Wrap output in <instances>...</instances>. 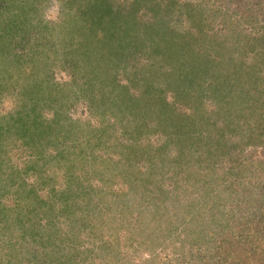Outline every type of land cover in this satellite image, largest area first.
<instances>
[{
    "label": "trees",
    "instance_id": "16d2710c",
    "mask_svg": "<svg viewBox=\"0 0 264 264\" xmlns=\"http://www.w3.org/2000/svg\"><path fill=\"white\" fill-rule=\"evenodd\" d=\"M58 1L59 0H57V2ZM175 1L176 0H174L173 5L176 6V9H180L181 6ZM249 1L246 7H239V4H237L235 5V9H231L234 11L232 12L234 15H238V18H236L234 22V26L231 27L233 32L238 36L231 37L233 39L227 44L226 48L229 49L230 54L224 61L222 60V49L217 46L219 43L213 41L216 39H213L211 36L213 34H210L209 30L206 28L208 22L199 20L200 26H202L201 33L205 38L208 36L209 41L202 39V42L198 43L196 40H193L190 44H186V50L182 55L183 60H185L186 68L191 69L192 66L202 63L205 64L204 66L207 67V69H209V64L214 68L219 65L224 67V65L231 64L235 75L238 77L244 76L246 78L247 75L254 79H259L261 77V70H258L254 64L258 63L262 66L260 61L264 60V14L260 11L261 5L264 4V0ZM59 3L60 21L51 24L40 17L38 11L40 9L39 7L38 9L35 4H33L29 9L26 6L27 2L23 0L21 6L19 5L16 7V5H14L12 7V13L7 11H2V13H0L1 73L16 75L19 67H26L33 64L35 68L32 72L23 70L25 80L29 86H34L36 90H38L40 84H43V86L48 89H54L55 87L56 90V88H59L64 98L71 102V97L73 98L75 96H69L70 90L75 92L73 87H71V83L57 84L58 86L54 85L50 81V75L47 74L44 69L47 65V62L44 61V59H47L45 55H50L49 51H51L52 47H57L59 44L62 46L65 36H75L78 49L76 48L77 50H74L73 48L72 52H68L69 58H67L68 61L64 62V64L66 66H71V72L75 74L74 71H77L80 75L81 73L87 75V72H89L87 69L80 66V63L88 64L90 56L92 55L91 53L97 52L101 47L100 44H95V39L92 40V36H87V32L97 34L96 32L99 29L105 31V36L113 43V45H110L109 50L115 54L114 58L116 61H119V59L123 60L131 54L133 56L140 52L148 55L147 53L150 51L153 53L157 51L158 53L160 50L157 43H154L157 47L153 46V48H150L149 46L152 45L148 43L149 40H151V36L154 37V35L158 33L159 26L164 27L165 25L159 24V26L156 27L160 21L155 18L153 15L154 12L152 14L153 7L149 4L147 5V0H122L119 2L115 0H63L59 1ZM256 3L259 6H256L255 9L249 8V6H254ZM158 5L159 11H162V8L166 10L170 7L168 4L164 5L157 3L156 6ZM197 6H199V4H196V7ZM206 8V10H208V7ZM124 9H126V11ZM140 10H143V18L136 17V13ZM206 10L202 13L204 20L210 16L207 14ZM70 15H72L74 19L78 18L77 20H80V22L73 21L74 25H72V20L67 18ZM215 17L213 16L210 18L215 19ZM223 23V29L221 28L220 32L214 33L217 37L218 35L221 36L232 31L228 21ZM246 23H253L257 31L254 34L245 33V29L243 28ZM256 23H259V25H256ZM36 29L37 36L30 37L29 35H32L30 31ZM44 32L52 37H54V34L60 36V39L50 38V36H38L42 35ZM257 33L262 34L261 36H256L258 35ZM16 39L18 41H15ZM82 41H85V44ZM244 43L247 45L251 43L252 48L249 49V52L254 54L251 57L246 56L244 51L238 52L240 48L237 46L240 44V46L243 47L242 44ZM253 43L260 44L258 53L253 50ZM19 44L20 47L24 49L21 54L9 52L11 48L17 47ZM93 44L95 45L93 46ZM171 44L174 46L178 45L176 42H172ZM196 45L198 48L195 50L194 47ZM4 47L10 49L6 50ZM242 50H245V48H242ZM194 51H196V53H194ZM53 52L56 51L53 50ZM235 52L237 54H235ZM76 54L81 59H84V61L80 62L79 59H75L74 57ZM217 54L220 60L215 58ZM59 55H61V53ZM70 55H72L73 58H70ZM64 57L66 56L63 55L62 60ZM186 62L190 65L186 64ZM135 64L137 63L135 62ZM130 67L134 68V74L140 70V68L137 69L134 64ZM119 68L118 64V67L111 71V73L115 74ZM262 69H264L263 66ZM211 71L212 70H205L204 75L209 77ZM108 72V70H100L98 74L97 71H94L93 77L90 81L88 80L90 83L88 81H82L80 86L82 87L85 85L94 92V94L93 92L91 93L88 104L90 108L97 109L101 113L114 111L111 109L115 108V106L118 108L121 101L123 104H126L128 119L125 124L123 123L122 117H119V119L120 122L123 123L122 127H125V129L122 130V134L127 138V134L130 132L140 131V125H137L135 120L137 114L132 113L131 110L133 106L136 108L138 104L141 105L142 98L135 96H129L128 98H123V100L119 98L121 97V93H127L126 90L128 87L120 85L115 80V77ZM189 73L187 72L185 77L189 85H186L181 91L182 94L192 99L193 96H190L189 92L196 86V82L197 86L201 87L199 91L207 92L209 90L211 87L209 83L201 81V84H199L198 80L194 81ZM0 83H2L1 80ZM262 83H264V80ZM79 97L80 96H78V98ZM150 97L152 98L149 100L148 108L151 113L155 115H166L167 107L170 108L171 105L165 102L163 97L158 96V102L154 101L152 95ZM205 97L211 101L209 94L205 95ZM38 100L39 102L32 99L28 100L29 102L27 104H22L23 101H19L13 116L12 114H0V191H3L0 194V264H25L22 260H17L12 254L13 251L17 250L16 246H18V243L21 241L16 237V233L23 234L21 237L24 243L28 242L33 244L38 241L43 245L41 248L44 251L45 249L47 250V252H45L46 264H60L59 260L61 258L57 256V251L63 247L57 245L63 242L56 239V235L61 237H67V235L65 232H62L63 227L57 228V230H59L58 233L55 231L57 222L53 223L55 218L51 217V215L53 213H55L54 216L65 215L66 220L74 223L78 222L80 218L79 216H74L75 212H80L79 210H83L84 212L89 206L92 210H95L97 205L92 201L94 199L102 200V195L109 194V191L103 189L104 183L107 185L110 184V177L105 174L111 173L114 177L121 176L125 178L127 172L129 174L131 168H133L131 173L133 177L130 178L129 188L120 193L110 192V197H113L109 200H111L110 203L114 206H112V208L108 206L107 208L109 210L114 208L113 211L118 209V214H122L123 216L126 215V213L129 214L136 210L138 228L146 224V227L140 229V233L149 227L151 228L148 221L155 222L154 219H158L159 221L154 223L153 226L171 229L172 231L165 230L161 233V235L165 233L168 234V238L161 237L159 242L163 247L170 246L172 248L171 259L169 258L168 260H171V262L175 261V263L177 262L176 264H178L180 258L189 256L191 260L194 261L196 258L199 262L200 259V264L201 262L205 264L204 258L207 257L205 253L207 248L208 252L209 249H211L214 254L220 252L222 247H224L223 250L225 254L221 258L227 264H233L232 260L227 261V259H233L234 257L239 258L238 262L236 259L235 264H244L246 261H251L250 264H264V208H260V205L264 204V192H262L264 188H261L260 192L262 193L259 195V198L263 199V201L260 202L256 211L251 213L256 217L255 227L247 230L244 229L242 232H239L241 228L237 229V226L241 223L242 216H238L235 209L224 207L225 205L221 200H224L226 196L220 198V190H216V195H212L211 198H204L201 196L202 193L198 192V194L194 193L192 201H189L190 199L187 197L185 199H180L179 196H175L176 193L174 194L173 192L174 186L165 183L163 178L166 176L159 170L158 164L139 162L140 159L146 155L147 151L157 152V150L163 148L164 145H168V140H161L160 146L146 145L143 147L128 141H125L124 144H118L116 142L110 143V138L117 134L116 128L121 127L115 117V121L106 119L104 123L102 119L101 123L103 124H101L100 128H93L94 135L90 138H94L92 142H88V140L83 142L84 138L82 136H80V140L72 141L70 138L72 136L70 135L72 129L75 130L77 134L81 133L80 126H82V124L74 120L72 121L68 117L58 114V112L55 111L49 121L51 124H60L57 130L51 129L50 123L46 122L42 114L45 109V103L41 102L42 100L40 99ZM116 101L117 103L119 102L118 106ZM200 103L203 106V102L200 101ZM259 105L263 107L264 102H259ZM261 107L258 108L254 103L249 104V114H256L257 110ZM161 111H163V114ZM262 114L264 115V112ZM210 120V117H206L208 123ZM233 120L232 118H227L226 121L223 122V125L212 126L214 127V134H211L212 136L206 135V137L210 139L212 144L214 141L216 145V148H214L221 154L223 153V156H226L228 159V161H223V164L226 166L228 164L229 168L223 170L224 172L218 175V177L221 178L224 175H233V173L235 175L239 173L240 179L248 182L251 180V177L247 176L249 174H245V170L239 165L241 162H238V159L246 160L242 146L247 143L248 147L264 148V123H261L259 119L260 122L254 124V120L250 119L249 121L243 120L241 125L238 120ZM248 122H251L253 125L248 124ZM5 134H7V136L12 134L16 141H20L25 145L26 149L29 151L27 161L30 165L25 168V171H31L32 175L36 178L35 186L32 184H24L23 181L21 182V186L25 188L23 192L25 195L23 202L26 205V209L28 207L30 212H26L21 216L20 213L16 214V217L10 213V206H6V203L3 204L4 202H2L4 201L2 199L7 196V194L10 195L11 193L18 192L15 191L16 189L12 192L7 188L10 182L5 179V176L19 172L14 166H9L8 161H5L2 157L4 150L7 149ZM77 138L76 136V139ZM258 143H260L261 146L258 145ZM133 146L143 149H137L133 153H130L128 149ZM115 147L121 150V156L119 160L117 159L118 162L112 157H108V159L105 160V158H101L103 154L96 152L98 149L107 150ZM171 153L172 151H170V154H167L166 157H174ZM258 162H262L261 164H263L264 159ZM81 164H88L89 168H87L86 173L75 174V166ZM47 165L54 166L56 169L60 170L52 172L55 168L50 170L46 167ZM237 166H240L238 170L235 169ZM89 173L98 175V184L101 182L99 186H92V184L89 183V179L85 178ZM259 183L264 184V179L257 184L259 185ZM228 185L229 190L232 184L228 183ZM181 186H186V184ZM37 189H40V191L46 194L38 195ZM222 192H224V190ZM250 195H252V193ZM197 198L204 203L203 207L197 210L188 207V204L194 205L196 202L194 199ZM51 199H54L53 202H51V205H47ZM226 199V205H229L228 201L230 199ZM129 200L131 204H129ZM216 200H220L223 208L216 209L214 206ZM173 203L176 204L175 211L169 210V207H172ZM44 213L46 215H44ZM30 215L32 216L30 217ZM22 216L28 217V220L22 222ZM82 217L84 219L85 215H82ZM245 223L252 225L249 221ZM64 224L66 226L67 222H64ZM77 225H79V223H77ZM92 227L97 228L95 224H92ZM67 229H70V226H67ZM177 229H179L178 232ZM154 230L155 229H153V231ZM197 230L201 231V235L204 236L203 243L207 244L206 248H202L200 245L197 247L199 242H196V245L194 243V245L186 247L185 242L188 238H192L194 231ZM148 231H150V229H148ZM72 234L73 232H71V235ZM152 234H154V232ZM171 234L174 236L175 240L172 236H169ZM234 235H236V241L231 242L230 239L234 237ZM87 237H90V232ZM25 238L28 240H25ZM146 247H148V245H146ZM9 249L13 250L10 251ZM50 249L54 251L51 252ZM105 249L106 247L101 248L100 252H105ZM118 253L116 249V254ZM242 253H244L243 258L239 256ZM60 254H63V249L60 251ZM257 255L259 257H256ZM3 256H8V258L4 259ZM47 258H49V261ZM30 261H33V264H37L32 257ZM150 261L151 260L147 258L142 264H150Z\"/></svg>",
    "mask_w": 264,
    "mask_h": 264
},
{
    "label": "rangeland",
    "instance_id": "374dc122",
    "mask_svg": "<svg viewBox=\"0 0 264 264\" xmlns=\"http://www.w3.org/2000/svg\"><path fill=\"white\" fill-rule=\"evenodd\" d=\"M23 1L27 2L26 6L29 9L33 4H35L37 8L39 7L40 9L38 8V11L40 17L44 21L49 22V24L60 21L59 1L63 0H59L58 2L57 0ZM115 1L119 2L122 0ZM175 2L179 3L181 6L180 9H176V6L173 5L174 0H151V2L150 0H147V5L149 4L153 7L152 14L154 12L153 15L155 18L160 21L156 27H158L159 24L165 25L164 27L159 26L158 33H156L154 37L151 36V40H149L148 43L152 45L149 46L150 48H153V46L157 47L154 44L157 43L160 48L158 53L154 50V53L150 51L147 53L148 55L139 52L136 55L132 56L131 54L123 60L119 59V61H116L114 58L115 54L109 50L110 45H113V43L107 36H105L106 32L101 31V29L96 32L97 34L87 32V36H92V40L95 39V44H100L101 47L97 52L91 53L92 55L90 56L88 64L80 63V66L89 71L87 72V75L82 73L80 75L77 71H74L75 74L71 72V66H66L64 64V62L68 61V52H72L73 48L74 50L76 48L78 49V43L75 39L76 37L65 36L62 46L59 44L57 47H52L51 51H49L50 55H45L47 59H44V61L47 62V65L44 69L47 74L50 75V81L54 85L71 83V87L75 90V92L72 90L69 91L70 97L75 95L73 98L71 97V102L64 98L59 88H56V90L55 87L54 89H48L43 86V84H40L38 90H36L34 86H29L25 80L23 70H29V72H32L35 68L33 64L26 67H19L16 75H8L0 72V80L2 81V83H0V114H12L13 116L14 110L19 101H23L22 104H27L29 102L28 100L32 99L39 102L38 99H40L42 100L41 102L45 103V109L42 114L47 123H50L49 119L53 112L57 111L58 114L64 115L72 121L74 120L82 124V126H80L81 133L77 134L75 133V130L72 129L70 133V135H72L70 137L72 141H78L80 140V136H82L84 138L83 142H86V140L92 142L94 138H90L94 135L93 128H100L101 124H103L106 119L109 121H115V117L121 127L116 128L117 134L110 138V143L116 142L118 144H124L125 141H128L137 144V146L143 147L146 145L160 146L161 140H168V145H164L163 148L160 147L161 149L157 150V152L147 151L146 155L142 157L139 162L158 164L159 170H161L163 175L166 176L163 178L165 183L174 186L173 192L174 194L176 193L175 196L178 195L180 199H185L187 197L190 199L189 201H192L194 193L198 194V192H201V196L204 198H211L212 195H216V190H220V198L226 196L224 200H221L225 205L224 207L233 208L238 216H242V221L237 226V229L241 228L239 229V232H242L244 229L247 230L255 227L256 217L251 213L253 211L255 212L256 208L259 207L258 205L260 202L263 201V199L259 198V195L264 192V190L260 192L261 188H264V184L259 183L258 185L257 183L264 179V163L261 164L262 162H258L259 160L262 161L264 159V148H253V146L248 147V143L242 146L246 160L238 159V162H241L239 165L245 170V174H249L247 176L251 177V180L248 182L245 180L242 181V179H240L241 177L238 175L239 173H236L235 175L234 173L233 175H224L220 178L218 175H221L224 172L223 170L229 168L228 164L227 166L223 164V161H228V159L226 156H223V153L221 154L215 149L216 145L214 141L212 144L206 135L212 136L211 134H214V127L212 126L223 125V122H225L227 118H232L234 119L233 121L238 120L241 125L243 120L249 121L250 119L254 120V124L259 123L260 121L261 123H264V115L262 114L264 112V106L261 107L259 105V102H264V83H262L264 80V69H262V66L264 67V60L260 61L262 66L258 63L254 64L258 70H261V77L259 79H254L253 77H249V75H247L246 78L244 76L238 77L235 75L231 64L224 65V67L219 65L215 68L211 67L209 64V69H207V67L204 66L205 64L202 63L200 65H194L189 69L186 68L185 60H183L182 55L186 50V44H190L193 40H196L198 43H201L202 39L209 41V37L206 36L205 38L201 33L202 26H200L199 23V20H201L208 22L206 28L209 30L210 34H213L211 35L213 39H216L213 41L219 43L217 46L222 49V60L224 61L230 54L229 49L226 48L227 44L233 39L231 37L238 36L231 28L234 26V22L236 18H238V15H234L232 13L234 11L231 9H235V5L237 4H239V7H246L247 2L250 1L176 0ZM157 3L164 5L168 4L170 7L166 10L162 8V11H159L158 7L160 4L156 6ZM21 4L22 0H0V13H2V11L12 13V7L14 5H16V7L19 5L21 6ZM196 4H199V6L196 7ZM256 6L259 5L256 3L254 6H249V8L255 9ZM206 7H208V10H206ZM124 10L126 11V9ZM205 10L210 16L204 20L202 13ZM260 11L264 14V4L261 5ZM143 15V10L136 13V17L143 18ZM213 16H216L215 19L210 18ZM67 18L72 20V22H80V20H77L78 18H72V15ZM226 21L230 23L232 31L221 36L218 35L217 37L214 33H217L218 31L220 32L221 28L223 29V22ZM72 25H74V22ZM256 25H259V23H256ZM243 29H245V33L247 34H254L257 31V28H254L253 23H246ZM30 33L32 34L29 35L30 37L37 36V29L30 31ZM257 34L258 35L256 36H261L262 33ZM38 36L50 35L44 32L42 35ZM50 38L60 39V36L54 34V37L50 36ZM15 41L18 40L16 39ZM171 41L174 43L176 42L178 45H172ZM82 42L85 44V41ZM95 44H93V46ZM242 45L243 47H241L240 44L237 46L240 48L238 52L244 51L246 56L250 57L254 55L249 52V49L252 48L251 43L248 45L244 43ZM259 45L260 44L258 43L252 44L253 50L257 53L260 50ZM4 48L6 50L10 49L7 47ZM194 48L196 50L198 48L197 45ZM242 48H245V50H242ZM11 50L9 51L10 53L21 54L24 49H22L19 44L17 47L15 46L11 48ZM53 50L56 52H53ZM60 53L61 55H59ZM194 53H196V51H194ZM235 54L237 53L235 52ZM63 55L66 57L62 60ZM1 58L2 56L0 53V61ZM70 58H73V56L70 55ZM74 58L79 59L80 62L84 61V59H81L77 54ZM215 58L219 59L218 54ZM135 62L137 64H135ZM118 64L120 68L117 72H115V74L111 73V71L118 67ZM132 64H134L137 69L140 68L136 74H134V68L130 67ZM186 64L190 65L188 62H186ZM100 70H108V73H111L120 85L128 87L126 90L127 93H121V97L119 98L122 100L129 96L142 98L141 105L138 104L136 108L133 106L131 110L132 113L137 114L135 120L137 125H140L139 132L132 131L127 134V138L122 134V130L125 129V127H122L123 123L125 124L128 119V115L126 114V104H123L122 101L120 104L116 101L117 106L119 104L118 108L115 106V108L111 109L114 111L107 113H101L99 110L89 107L88 101H90L89 97L93 91L88 89L85 85L82 87L80 85L82 84V81H90L93 77V72L97 71L99 74ZM205 70H212L209 77L204 75ZM255 71L258 72L257 70ZM187 72H190L189 75L194 81L198 80L199 84H201V81L209 83L211 85L209 90L207 92L199 91L201 87H198L196 82V86H194L189 92V95L193 96L192 99L187 95L182 94L181 91L186 85H189L185 78ZM208 94L211 101L205 97V95ZM151 95L155 102L159 101L158 96H160L163 97L165 102L171 105L170 108L167 107L166 115H155L151 113L148 108L149 100L152 98L150 97ZM78 96L80 97L78 98ZM200 101L203 102V106ZM251 103L256 104L258 108L261 107L257 110L256 114H249V104ZM161 112L163 114V111ZM119 117H122L123 123L120 122ZM206 117H210L211 120L209 123L206 121ZM102 119L103 123H101ZM59 124L60 123H50L51 129L57 130ZM248 124L253 125L251 122H248ZM76 136L78 137L77 139ZM5 137V140H7V149L4 150L2 157L5 161H8L9 166H14L19 172L5 176V179L10 182L7 188L12 192L16 189L15 191L18 192H14L16 194H7V196L2 199L4 200L2 202H4L3 204L6 203V206H10V213L16 217V214L20 213L21 216L26 212H30L28 207L26 209V205L23 202L25 196L23 192L25 188L21 186V182L23 181L24 184H32L35 186L36 178L32 175L31 171H25V168L30 166L27 161L29 151L26 149L25 145L20 141H16L12 134L8 136L5 134ZM258 145H260V143H258ZM137 149L143 148L133 146L128 150L130 153H133ZM170 151H172L171 154L174 157L167 158L166 155L170 154ZM96 152L103 154L101 158L107 160L108 157H112L116 162H118L121 156V150L116 147L107 150L98 149ZM3 165L6 166L5 164ZM240 166H237V168L235 167V169L238 170ZM46 167L50 170L55 168L54 166L49 165ZM75 167V174H82L84 172L86 173L89 165L81 164L76 165ZM132 169L133 168L129 171V174L127 172L125 178H122L121 176L114 177L111 173H106L105 175L110 177V184L107 185L104 183L103 189L109 191V194L102 195V200L94 199L92 201L97 205L95 210H92L89 206L84 212L83 210L75 212L74 216H79L80 218L78 222L74 223L66 220L65 215L54 216L55 213L51 215V217L55 218L53 223L57 222L55 225V231L58 233L59 230H57V228L63 227L62 232H65L67 235V237H61L55 234L56 239L63 242L57 245L63 247V254H60L62 249L57 251V256L61 258L59 260L60 264H142L147 258L151 260L150 264L177 263L168 260L169 258L171 259L172 248L170 246L163 247L159 243L161 237L168 238V234L165 233L161 235V233L165 230L171 229H165L161 226H153L154 223L159 221L158 219H154L155 222L148 221L151 228H147L143 231L144 233L141 232L143 233L141 234L139 231L142 227H146V224H143V226H139L138 228L136 210L133 209L134 211L131 210L133 211L132 213H126V215L123 216L122 214H118V209L113 211L114 208L111 210L107 208L108 206L111 208L114 206L110 203L111 200H109L113 197H110V192L120 193L129 188L130 178L133 177L131 174ZM12 170L14 172L13 167ZM59 170L60 169L55 168L52 172H57ZM97 176V174L89 173L85 178L89 179V183L92 184V186H99L101 182L98 184L99 178ZM228 183L232 184V186L229 187V190ZM184 184H186V186H181ZM223 190L224 192H222ZM2 192L3 191H0V194ZM251 193L252 195H250ZM37 194L44 195L46 193L37 189ZM226 198L230 199L228 201L229 205H226ZM53 200L54 199H51L47 205H51ZM194 201H196L194 205L188 204V207L194 208L195 210L203 207L204 203L198 200V198L194 199ZM215 202L214 206L216 209L223 208L220 200H216ZM129 204H131L130 200ZM260 206V208H264V204ZM175 207L176 204L173 203L172 207H169V210L175 211ZM44 215L46 214L44 213ZM82 215H85L84 219ZM31 216L32 215H30V217ZM27 220L28 217L22 216V222H26ZM246 221H249L252 225L246 224ZM64 222H67L66 226ZM77 223H79V225H77ZM92 224H95L97 228L92 227ZM67 226H70V229H67ZM148 229H150V231H148ZM153 229L155 230L153 231ZM178 230L179 229H177V232ZM71 232H73L72 235ZM89 232L90 237L88 238L87 235ZM153 232L154 234H152ZM22 235L23 234L16 233V237L21 241L18 243V246H16L17 250L13 251L12 254L17 260H22L25 264L34 263L33 261H30L31 257L37 264H46L45 252H47V250L45 249L44 251L41 248L43 245L38 241L33 244L28 242L24 243V240H22L21 237ZM169 236H172L174 239L172 234ZM235 236L236 235L231 237V242L236 241ZM203 238L204 236L201 235V231H194L193 237L188 238L185 245L186 247H190L191 245H194V243L196 245V242H199L197 247L200 245L202 248H206L207 244L203 243ZM25 240L28 239L25 238ZM146 245H148V247H146ZM103 247H106V251L100 252V249ZM116 249L119 252L118 254H116ZM223 249L224 247H222V252L220 251L221 253L218 252L213 254L211 249H209L208 252L207 248L205 251L207 257L204 258L205 264H227L221 258L225 254ZM9 250L12 251L13 249ZM53 251L54 250L51 252ZM241 255L239 256L243 258L244 253ZM256 257L259 256L257 255ZM3 258L7 259L8 256H3ZM236 259L238 262L239 258L237 257L227 259V261L232 260L233 264H235ZM47 260L49 261V258H47ZM250 263L251 261H246L244 264ZM178 264H200V259L199 262L196 258L193 261L187 256L180 258Z\"/></svg>",
    "mask_w": 264,
    "mask_h": 264
}]
</instances>
